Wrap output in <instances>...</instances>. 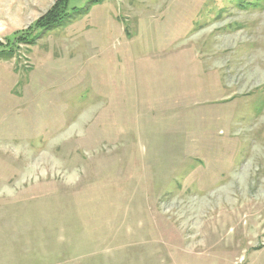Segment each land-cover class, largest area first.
<instances>
[{
  "label": "rangeland",
  "instance_id": "rangeland-1",
  "mask_svg": "<svg viewBox=\"0 0 264 264\" xmlns=\"http://www.w3.org/2000/svg\"><path fill=\"white\" fill-rule=\"evenodd\" d=\"M0 264H264V0H0Z\"/></svg>",
  "mask_w": 264,
  "mask_h": 264
}]
</instances>
